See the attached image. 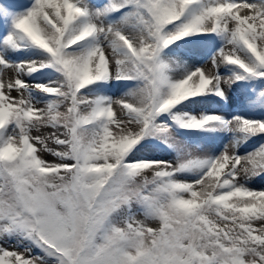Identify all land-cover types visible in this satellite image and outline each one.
<instances>
[{
  "label": "snow or ice",
  "instance_id": "snow-or-ice-1",
  "mask_svg": "<svg viewBox=\"0 0 264 264\" xmlns=\"http://www.w3.org/2000/svg\"><path fill=\"white\" fill-rule=\"evenodd\" d=\"M0 264H264V0H0Z\"/></svg>",
  "mask_w": 264,
  "mask_h": 264
}]
</instances>
